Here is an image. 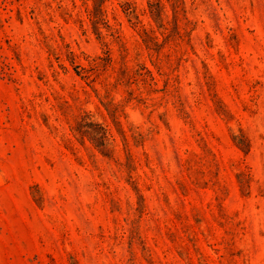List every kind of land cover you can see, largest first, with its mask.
<instances>
[{
  "label": "rangeland",
  "instance_id": "rangeland-1",
  "mask_svg": "<svg viewBox=\"0 0 264 264\" xmlns=\"http://www.w3.org/2000/svg\"><path fill=\"white\" fill-rule=\"evenodd\" d=\"M0 264H264V0H0Z\"/></svg>",
  "mask_w": 264,
  "mask_h": 264
},
{
  "label": "trees",
  "instance_id": "trees-1",
  "mask_svg": "<svg viewBox=\"0 0 264 264\" xmlns=\"http://www.w3.org/2000/svg\"><path fill=\"white\" fill-rule=\"evenodd\" d=\"M103 0H95V14L100 10V5ZM144 39L146 42H149V30L143 28Z\"/></svg>",
  "mask_w": 264,
  "mask_h": 264
}]
</instances>
